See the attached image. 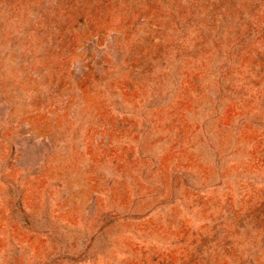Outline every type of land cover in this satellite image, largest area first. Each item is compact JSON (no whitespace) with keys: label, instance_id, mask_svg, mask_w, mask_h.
Listing matches in <instances>:
<instances>
[{"label":"rangeland","instance_id":"obj_1","mask_svg":"<svg viewBox=\"0 0 264 264\" xmlns=\"http://www.w3.org/2000/svg\"><path fill=\"white\" fill-rule=\"evenodd\" d=\"M0 264H264V0H0Z\"/></svg>","mask_w":264,"mask_h":264}]
</instances>
